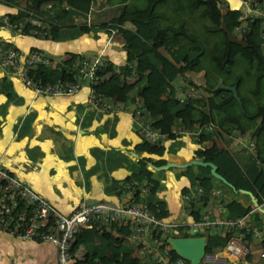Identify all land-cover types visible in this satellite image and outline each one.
I'll list each match as a JSON object with an SVG mask.
<instances>
[{"label": "trees", "instance_id": "trees-1", "mask_svg": "<svg viewBox=\"0 0 264 264\" xmlns=\"http://www.w3.org/2000/svg\"><path fill=\"white\" fill-rule=\"evenodd\" d=\"M24 1L23 6L4 16L17 23V29L27 34L55 38L59 28L74 25H78L83 32L100 27H105L107 32L115 27L120 28L125 62L115 70L116 66L106 60L105 66L97 70L98 92L127 104L138 97L143 118L151 128L165 133L166 138L175 137V126L178 130L187 127L194 135L191 134L196 144L193 157L213 162L216 171L229 183L214 177L207 164L179 167V174L189 181V186H183L181 192L195 186L202 189L198 200L190 207L191 218L199 217L214 187L220 191L222 214L227 217L245 214L253 208L249 196L238 191V188L251 191L257 202H262L264 45L259 35L264 25L262 18L245 20L244 29L238 34L243 41L240 44L228 40L220 27V22L224 20L227 30L233 32L235 26L241 23L238 19L239 8L225 7L222 10L216 0H143L141 7L138 0H106L114 3L113 9L118 13L98 26L85 21L86 12L96 0ZM258 1L264 5L262 0ZM17 2L5 0L7 4ZM77 18L82 20L77 22ZM31 19L37 22L33 23ZM125 22L129 25H124ZM29 50L42 52L36 48ZM75 57L70 53L51 65L36 64L28 69V73L41 82L56 78L71 79L74 69L69 67V63ZM131 62L143 67L142 71L133 70L134 67L129 65ZM200 71L203 85L189 81L197 96L184 94L178 97V88L186 87L177 88L172 84L175 74ZM220 84L233 85L235 95L232 89L223 88ZM233 129L252 133L251 150L245 145L229 149L216 142L205 143L217 130L230 133ZM195 130L196 134L193 133ZM133 148L147 155L137 158L136 170L124 180L135 179L148 185L149 193L145 199L149 209L157 217L166 218L168 211L164 202L154 199L158 181L151 176L152 170L147 162L151 161L150 154L174 151L173 143L165 147L161 140L151 142L141 134ZM165 161L164 158H157L152 163L158 165ZM231 192L245 195L246 200L230 196ZM250 217L252 221L260 222L264 214L254 209L250 211ZM201 234L205 236L204 252L213 253L223 245L229 233L213 229ZM259 243L264 248V239ZM79 245L83 246L82 264H154L135 251L127 228L113 222L103 229L95 226L79 228L74 233L70 250L74 251ZM170 253L172 259L177 256L173 250Z\"/></svg>", "mask_w": 264, "mask_h": 264}, {"label": "crops", "instance_id": "crops-1", "mask_svg": "<svg viewBox=\"0 0 264 264\" xmlns=\"http://www.w3.org/2000/svg\"><path fill=\"white\" fill-rule=\"evenodd\" d=\"M216 2L224 8H239L241 5L240 0ZM24 4V0L15 4L0 0V18ZM113 8L114 3L96 0L85 21L96 26L106 23L118 13ZM79 20L82 18H77V22ZM0 37L21 50L36 48L56 60L70 53L93 57L101 52L115 66L125 62L121 35L112 33L111 29L107 32L105 27L88 32L81 31L78 25L61 27L55 38H45L6 27L0 20ZM142 69L134 65L133 70L140 72ZM85 93L84 85L71 94L35 95L16 74L0 67V164L63 213L69 212L80 200L104 199L118 203L120 198L114 188L136 170L137 158L147 155L133 148L141 131L130 109L96 110L85 104ZM178 93L184 92L178 88ZM174 132L173 139L164 137L161 141L165 147L173 143L175 150H165L161 155L150 154L151 161L147 162L151 170L164 169L165 174L159 179L152 175V171L151 176L158 181L154 199L164 202L168 220L182 217L178 214L181 188L189 186V181L179 174V167L172 166L176 170L169 167L158 169L149 163L157 158L184 162L194 158L193 149L196 147L187 127L178 130L175 126ZM224 135L229 137L230 149L241 145L252 149V135L248 130L233 136L231 132L217 130L211 139L220 138L224 143ZM179 142L183 146L181 151ZM209 142L210 139L205 143ZM176 155H181V159ZM259 242L255 237L250 239L253 248L251 264L259 261ZM79 249L82 250L83 246ZM212 259L223 261L215 252ZM0 264H56L55 249L45 240L18 238L0 232Z\"/></svg>", "mask_w": 264, "mask_h": 264}, {"label": "built area", "instance_id": "built-area-1", "mask_svg": "<svg viewBox=\"0 0 264 264\" xmlns=\"http://www.w3.org/2000/svg\"><path fill=\"white\" fill-rule=\"evenodd\" d=\"M240 1L238 19L241 23L237 24L232 32L237 36L244 29L245 20L259 17L264 24V5L258 0ZM87 14L88 11L86 16ZM0 20L6 27H18L17 23L9 21L4 15ZM31 22L37 21L31 19ZM111 31L114 34L121 33L119 27L112 28ZM35 32L39 33V30ZM259 35L264 45V25ZM55 60L37 50H21L0 37V67L16 74L33 94H71L85 85L87 106L99 111L129 108L133 120L138 124L145 139L153 142L165 137V133L151 128L143 118L138 97L127 104L105 97L98 92L97 70L106 64V59L101 52L93 57L76 56L70 61L69 67L74 69L71 79L56 78L53 81L41 82L29 75L30 67L36 64L51 65ZM129 65L134 67L135 63L131 62ZM115 70H118V66ZM184 94L186 93H179L178 97H183ZM234 133L241 135L238 129L232 130V136ZM212 137L214 138L213 135ZM211 140L210 142H215ZM114 190L120 198L116 204L104 199L80 200L69 212L63 213L20 180L9 168L0 164V232L18 238L50 242L55 249L56 264H82L80 259H82L83 249H79L81 245L74 251L70 250L75 231L81 227L91 226L103 229L111 222L124 225L128 230L129 239L135 244V251L154 264H185V259L179 255L171 258L170 250L172 249L168 237L173 236L176 230L186 233L189 230L194 232L185 236L203 235L201 233L213 229L228 232L223 245L214 251L223 259L221 264H248L253 254L250 239L252 237L257 238L258 241L264 239V220L254 222L250 217V211L256 208L253 206L249 212L239 216H224L220 191L215 187L210 190L208 202L196 219L190 217L189 210L201 195V187L195 186L181 193L178 214L185 218L183 220L157 217L149 209L145 199L146 194L149 193V186L135 179L122 181ZM259 204L263 207L264 199ZM257 256L259 261L255 264H264V248L258 249Z\"/></svg>", "mask_w": 264, "mask_h": 264}, {"label": "water", "instance_id": "water-1", "mask_svg": "<svg viewBox=\"0 0 264 264\" xmlns=\"http://www.w3.org/2000/svg\"><path fill=\"white\" fill-rule=\"evenodd\" d=\"M264 2V0H262ZM220 27L224 30L226 33V36L228 40L240 43L242 44V38L240 36L234 35L231 31L227 30L225 21L222 20L220 22ZM172 84L175 87H180V86H187L191 87L189 81L185 78L182 77L181 73H176L175 76L171 80ZM221 87L227 88V89H232L233 90V85H224L220 84ZM252 135V133H251ZM189 164H202V165H209V171L210 173L222 180L223 182L228 183L225 178L219 174L216 171V165L209 161V160H203L202 158H190L184 162H176L173 160H168L165 161L162 164L155 165L153 163H149V165L152 168H167L169 166H176V167H184ZM229 184V183H228ZM238 191L242 193H246L250 200L252 205L260 211L264 212V207H261L260 204L257 202L256 197L251 193V191L243 188H238ZM168 241L170 242L171 249L179 256L183 257L187 263L186 264H197L199 262V259L204 256L206 258H212L213 253L212 252H204V246H205V238L203 235H189V236H183V235H178V236H170L168 237Z\"/></svg>", "mask_w": 264, "mask_h": 264}, {"label": "rangeland", "instance_id": "rangeland-1", "mask_svg": "<svg viewBox=\"0 0 264 264\" xmlns=\"http://www.w3.org/2000/svg\"><path fill=\"white\" fill-rule=\"evenodd\" d=\"M138 5L141 7V6H143L144 5V1L143 0H138ZM218 6L223 10L224 9V7L221 5V4H218ZM78 24V23H77ZM161 50L165 53V54H167L165 51H164V49L163 48H161ZM183 77L185 78V79H187L188 81H193L194 83H196V84H200V85H203L204 84V79H203V75H202V72L200 71V72H189V73H186L185 75H183ZM184 87V86H183ZM186 88H180L181 90H182V92H184V93H188V94H190V95H195V96H197V93H196V91H194L192 88L193 87H187V86H185ZM232 93L235 95V91L234 90H232ZM196 130H195V132H193L194 134H196ZM192 134V133H191ZM213 134V133H212ZM220 134H222V133H220ZM193 135V134H192ZM225 136V135H224ZM193 137H194V135H193ZM212 141V140H211ZM224 143L222 142V140H220V139H216L215 140V142H216V144H218V145H223V146H226V147H228L229 148V145H228V141H229V137H227V136H225L224 137ZM210 143V142H209ZM239 144V143H238ZM241 144V143H240ZM181 145V143L179 142V149H180V151L183 149V146H180ZM230 149V148H229ZM173 156L175 155V154H172ZM176 157H179L180 159H181V155H179V156H177L176 155ZM167 170H169V169H167ZM171 170H176V168H172ZM152 175L154 176V177H156V178H160V177H162V176H164V169L163 170H155V169H153L152 170ZM230 193V192H229ZM230 195V194H229ZM230 196H239V198H241V200H246V197H245V195H243V194H241V193H235V192H231V195ZM183 219H185L184 217H181L180 218V220H183ZM188 233H194L193 231H191V230H189L188 231ZM174 235H176V236H178V235H182V233L180 232V231H176V232H174L173 233ZM214 253V252H213ZM185 261V264L187 263L186 262V260H184ZM221 262L220 261H214V259H212V258H206V257H204V256H202L200 259H199V262L197 263V264H220ZM248 264H251L250 262H248Z\"/></svg>", "mask_w": 264, "mask_h": 264}]
</instances>
